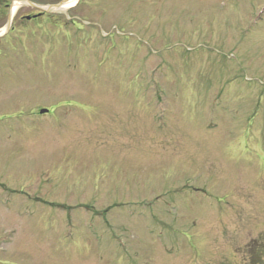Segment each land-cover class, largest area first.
I'll return each instance as SVG.
<instances>
[{"label": "rangeland", "instance_id": "374dc122", "mask_svg": "<svg viewBox=\"0 0 264 264\" xmlns=\"http://www.w3.org/2000/svg\"><path fill=\"white\" fill-rule=\"evenodd\" d=\"M64 7L0 101V264H264V0Z\"/></svg>", "mask_w": 264, "mask_h": 264}, {"label": "flooded vegetation", "instance_id": "af4514ba", "mask_svg": "<svg viewBox=\"0 0 264 264\" xmlns=\"http://www.w3.org/2000/svg\"><path fill=\"white\" fill-rule=\"evenodd\" d=\"M38 4V0H0V101L6 108H10L13 101V86L8 83L14 75L12 60L15 44L24 50V42L28 40L31 25L37 26L38 22L45 19L53 21L58 17L55 13H60L43 12L40 9L42 6ZM81 22L85 23L82 20Z\"/></svg>", "mask_w": 264, "mask_h": 264}, {"label": "water", "instance_id": "95a60500", "mask_svg": "<svg viewBox=\"0 0 264 264\" xmlns=\"http://www.w3.org/2000/svg\"><path fill=\"white\" fill-rule=\"evenodd\" d=\"M66 1H67V0H66ZM66 1H64V3H65ZM64 3H63V4H64ZM61 5H62V4H61ZM61 5H58V6H52V7H48V8H42V10H43V11H47V12H52V11H54L55 8H57V7L61 6ZM45 111H47V110H42L41 112L43 113V112H45Z\"/></svg>", "mask_w": 264, "mask_h": 264}, {"label": "bare ground", "instance_id": "6f19581e", "mask_svg": "<svg viewBox=\"0 0 264 264\" xmlns=\"http://www.w3.org/2000/svg\"><path fill=\"white\" fill-rule=\"evenodd\" d=\"M74 0H70V1H68L67 2V6H69V5H72V2H73Z\"/></svg>", "mask_w": 264, "mask_h": 264}]
</instances>
